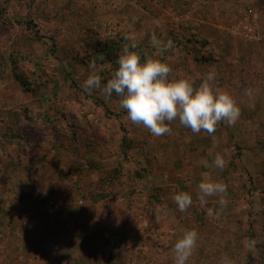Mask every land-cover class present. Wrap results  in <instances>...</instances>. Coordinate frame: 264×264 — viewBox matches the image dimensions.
Instances as JSON below:
<instances>
[{
	"label": "rangeland",
	"instance_id": "374dc122",
	"mask_svg": "<svg viewBox=\"0 0 264 264\" xmlns=\"http://www.w3.org/2000/svg\"><path fill=\"white\" fill-rule=\"evenodd\" d=\"M153 33L173 47L153 48ZM128 34L170 78L198 86L214 70L240 119L213 136L177 120L155 137L115 93L85 92L91 72L106 83L118 68ZM205 174L227 185L218 219V197L197 199ZM186 228L199 234L187 264H264V0H0V264H174Z\"/></svg>",
	"mask_w": 264,
	"mask_h": 264
},
{
	"label": "clouds",
	"instance_id": "9594fccd",
	"mask_svg": "<svg viewBox=\"0 0 264 264\" xmlns=\"http://www.w3.org/2000/svg\"><path fill=\"white\" fill-rule=\"evenodd\" d=\"M126 43L117 59L118 68L113 70L106 83H102L101 75L91 72L83 81L82 87L89 95L98 90L105 99L113 93L119 97V106L126 110L127 118L135 125H142L153 136L161 137L172 133L170 124H179L189 128L193 134L201 131L213 136L217 126L223 121L229 126L235 125L240 119L242 110L236 98L226 89L215 86L216 73L210 70L196 86L194 81L185 76L170 75L172 68L163 60L151 55L142 62L141 55L135 51L137 38L134 34L125 36ZM153 48L164 52L173 47V41L167 43L159 40L155 33L151 36ZM103 55L94 57L90 65L95 69L97 61H103ZM248 101L254 100L255 91L251 87L245 89ZM254 107V103L249 104ZM216 144L215 138L213 139ZM205 167L208 163L203 162ZM212 167L223 170L227 166L224 154L217 152ZM218 197L220 211L207 208V215L219 218L228 205L227 185L205 174L197 185V199L203 207L208 197ZM179 211L186 212L193 204V196L188 191H179L172 197ZM159 219V210H157ZM199 234L195 229H184L182 236L175 242L172 249L174 264H187L197 248ZM244 247L255 254L256 241L246 239ZM219 264H234L226 256H222Z\"/></svg>",
	"mask_w": 264,
	"mask_h": 264
},
{
	"label": "trees",
	"instance_id": "16d2710c",
	"mask_svg": "<svg viewBox=\"0 0 264 264\" xmlns=\"http://www.w3.org/2000/svg\"><path fill=\"white\" fill-rule=\"evenodd\" d=\"M151 48H152V47H151ZM151 48H149V49H148V51H147L146 53H149V52H150V50H151Z\"/></svg>",
	"mask_w": 264,
	"mask_h": 264
}]
</instances>
